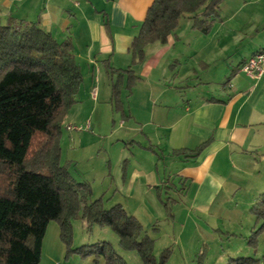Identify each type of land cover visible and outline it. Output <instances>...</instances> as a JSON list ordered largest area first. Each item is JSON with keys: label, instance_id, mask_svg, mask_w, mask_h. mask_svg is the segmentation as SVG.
<instances>
[{"label": "crops", "instance_id": "1", "mask_svg": "<svg viewBox=\"0 0 264 264\" xmlns=\"http://www.w3.org/2000/svg\"><path fill=\"white\" fill-rule=\"evenodd\" d=\"M28 1L39 8L31 21L37 20L58 41L71 40L92 93L97 91L95 72L110 82L104 60L115 68L132 66L138 80L130 93L122 90L121 99L130 121L141 126L137 131L153 147L168 153L210 139L196 157L167 159L163 177L158 161L137 163L129 195L137 181L147 189L171 183L181 187L197 209L206 210L211 200H227L224 190L233 198L251 182L253 200L264 192V77L251 79L239 71L243 61L264 49V0H220L219 18L207 33L193 29L190 16L181 18L165 43L145 46L144 59L135 65L129 46L152 0ZM16 2L5 1L1 22L19 16ZM194 43H199V52L190 48ZM195 56L197 68H183ZM244 251H253L256 258L264 252L249 245Z\"/></svg>", "mask_w": 264, "mask_h": 264}, {"label": "trees", "instance_id": "2", "mask_svg": "<svg viewBox=\"0 0 264 264\" xmlns=\"http://www.w3.org/2000/svg\"><path fill=\"white\" fill-rule=\"evenodd\" d=\"M219 2L152 0L129 46L132 65L144 59L147 44L165 43L185 16L191 17L193 29L207 33L219 18ZM103 63L113 80L112 99L123 110L121 92L130 93L138 76L132 66L115 68L108 59ZM81 82V68L69 38L56 40L37 20L24 22L9 16L0 21V264H39L50 220L58 222L67 254L92 253L102 255L106 264H126L105 241L71 247L70 220L81 203L86 223L109 226L120 247L135 250L141 264H164L169 249L156 258L155 238L143 231L135 216L120 203L104 207L99 198L87 202L89 185L73 179L59 163L61 123L76 102ZM209 141L193 149H174L171 155L196 157ZM251 211L259 224L247 243L256 248L257 236L264 231V192ZM227 264H264V253L260 258L230 257Z\"/></svg>", "mask_w": 264, "mask_h": 264}, {"label": "rangeland", "instance_id": "3", "mask_svg": "<svg viewBox=\"0 0 264 264\" xmlns=\"http://www.w3.org/2000/svg\"><path fill=\"white\" fill-rule=\"evenodd\" d=\"M5 1L0 0L1 13L6 11ZM32 3L17 0V20L29 22L36 18L39 8ZM198 45L194 43L190 48L199 52L201 47ZM197 59L196 56L191 57L185 61L183 68L196 67ZM108 78L109 83L105 74L95 72L93 87L97 91L93 96L90 77L83 74L75 95L76 102L67 110L61 123L59 163L67 168L73 179L89 185L91 194L87 202L99 198L104 207L120 203L128 214L140 221L143 231L155 238L156 258L164 248L169 249L164 264H227L230 257H253V251L252 254H245L247 252L244 251L248 236L259 224L251 211L256 202L252 198L255 192L251 182L233 198L230 192L224 190L227 200H211L206 210L197 209L193 201L187 199L184 190L171 183L147 189L137 181L131 185L129 195L127 188L137 163L147 166L158 161L159 173L163 177L167 159L173 155L172 151L166 153L156 149L143 133L137 131L141 126L130 121L127 105L122 102L121 110L120 102L112 99L113 80L109 75ZM87 122L89 128H86ZM150 155L155 159H151ZM132 156L134 160L129 159ZM82 208L83 203L70 220L71 247L105 241L126 264H141L135 250L120 247L118 236L109 226L98 223L88 225L81 216ZM256 248L264 251V231L257 236ZM66 250L59 236L58 222L50 220L39 264H106L102 255L67 254Z\"/></svg>", "mask_w": 264, "mask_h": 264}, {"label": "built area", "instance_id": "4", "mask_svg": "<svg viewBox=\"0 0 264 264\" xmlns=\"http://www.w3.org/2000/svg\"><path fill=\"white\" fill-rule=\"evenodd\" d=\"M239 71L243 72L251 79H260L264 77V49L254 52L243 61L239 65ZM93 96H95V91L93 92ZM89 126V122H87L86 128H89ZM67 128H71V126Z\"/></svg>", "mask_w": 264, "mask_h": 264}]
</instances>
